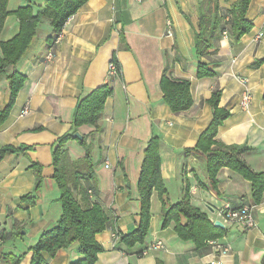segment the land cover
Instances as JSON below:
<instances>
[{
  "label": "crops",
  "instance_id": "obj_1",
  "mask_svg": "<svg viewBox=\"0 0 264 264\" xmlns=\"http://www.w3.org/2000/svg\"><path fill=\"white\" fill-rule=\"evenodd\" d=\"M46 1L8 0L0 42L19 32L12 12L30 5L37 14ZM234 1L87 0L55 38L49 21H40L14 66L25 80L0 124V150L15 149L0 154V264H12L16 257H21L18 264H30V247L55 225L61 204L52 149L59 137L72 131L77 100L103 84L111 87V94L97 128L77 129L90 143L95 190L88 200L97 202L110 222L95 235L103 250L94 264H264V192L254 202L250 181L228 167L219 170L213 191L204 156L190 150L212 119L209 100L217 88L218 107L229 115L218 126L216 139L244 147V162L253 171L264 172V0H249L245 19L250 29L238 40L229 29L215 31L206 52H195L201 13L211 9L208 31L213 12L223 22L230 19ZM258 33L262 34L256 38ZM48 51L53 53L51 59L45 57ZM110 61L117 63L119 74L108 75ZM199 63L212 74L197 76ZM164 72L172 79L189 81L192 102L186 110L171 111L163 98L159 81ZM245 93L250 100L242 108ZM9 97L8 81L0 73V110ZM25 106L28 112L23 114ZM151 138L158 142L166 194L161 199L152 191L147 234L141 244L128 247L120 235L131 232L138 222L137 181L143 150ZM64 147L72 160L84 156L77 138ZM185 191L192 205L212 222L222 223L215 240L197 246L179 238L172 222L162 226L163 211ZM225 204L248 205L255 224L242 229L223 221L217 209ZM156 241L162 247L150 248ZM77 246L75 242L53 256L43 252L42 264H72L81 258Z\"/></svg>",
  "mask_w": 264,
  "mask_h": 264
},
{
  "label": "trees",
  "instance_id": "obj_2",
  "mask_svg": "<svg viewBox=\"0 0 264 264\" xmlns=\"http://www.w3.org/2000/svg\"><path fill=\"white\" fill-rule=\"evenodd\" d=\"M7 1L0 0V29L4 18L9 14L6 9ZM86 1L47 0L37 14H33L30 5L20 6L12 12L18 18L20 28L14 38L0 42V73L4 74L8 81L10 94L7 105L0 110V124L8 115L15 96L25 80L23 75L14 70V66L34 39L40 21L42 19L49 21L54 33L51 38H55L66 19ZM248 3L249 0H235L230 8L228 21L223 22L224 18L213 12L212 27L208 31L207 27L211 22L212 15L211 9L207 12L203 11L199 18L198 31L195 34L196 54L201 55L206 52L210 39L216 35L215 31L220 34L225 29H229L234 40H238L242 34L246 33L250 29V23L245 19ZM227 24L229 28L226 27ZM9 67L12 69L9 70ZM207 74H212V72L205 65L199 63L197 76ZM159 85L163 98L171 111L179 112L190 107L192 99L188 80H175L164 72L160 77ZM110 94L111 87L108 84H103L80 97L74 110L72 131L59 137L52 149L53 178L60 192L58 201L61 204V213L55 225L41 233L30 247L32 253L30 264H42L43 252L53 256L57 250L67 248L75 242L78 244L77 252L81 258L72 264H94L98 253L103 250L96 241L95 235L105 230L110 222L101 206L97 202L91 203L88 200V196L95 190L91 184L93 163L90 157V143H87L85 138L79 140L80 145L84 148V156L75 160L70 158L64 146L68 140H76L72 134L79 127L93 125L97 128L96 122L100 118L105 100ZM219 96L220 90L214 89L209 100L213 109L212 119L190 150H195L204 156L206 177L213 191H216L219 170L228 167L250 181L252 199L254 202H258L264 192V172H255L244 162L241 158V153L245 150L244 147L226 145L216 139L218 126L229 115L228 110L218 107ZM7 151L12 152L15 149L6 146L0 150V154ZM40 180L37 170V187ZM152 191H156L161 199L166 194V188L160 175V158L156 138H151L143 150L137 181L140 204L137 225L128 234L120 235V240L128 247H132L136 243L141 244L144 241L149 227ZM181 217L184 218L183 223ZM171 222L174 224V231L179 238L190 240L197 246L215 240L222 231L214 226L204 211L191 204L188 191L183 193L178 202L169 205L163 211L162 226H167ZM20 258H14L12 264H18Z\"/></svg>",
  "mask_w": 264,
  "mask_h": 264
},
{
  "label": "built area",
  "instance_id": "obj_3",
  "mask_svg": "<svg viewBox=\"0 0 264 264\" xmlns=\"http://www.w3.org/2000/svg\"><path fill=\"white\" fill-rule=\"evenodd\" d=\"M157 1L164 2L166 0H157ZM168 34H170L169 31ZM261 34L262 33H258L256 38H259ZM52 55H53L52 51H48L45 57L46 59H51ZM117 74H119V68L117 67V63H115L114 61H110L108 63V75L114 76ZM249 100H250L249 95L245 93L240 102L241 107L247 108V106L249 105ZM27 112H28V107L25 106L23 108L22 113L26 114ZM88 193H90V191H88ZM217 213L222 218L223 221L234 223L242 229L252 227L255 224L250 207L248 205H242L237 208H232L230 205L225 204L217 209ZM153 247L154 248L162 247V244L160 241H156L150 246V248Z\"/></svg>",
  "mask_w": 264,
  "mask_h": 264
},
{
  "label": "water",
  "instance_id": "obj_4",
  "mask_svg": "<svg viewBox=\"0 0 264 264\" xmlns=\"http://www.w3.org/2000/svg\"><path fill=\"white\" fill-rule=\"evenodd\" d=\"M72 135H73V137H75V138H77V139H79V140L82 139V135H81L78 131L73 132ZM210 210L213 211L212 209H210ZM213 224H214V226H216V227L223 228V225H222V223H221L219 220H215V221L213 222Z\"/></svg>",
  "mask_w": 264,
  "mask_h": 264
}]
</instances>
